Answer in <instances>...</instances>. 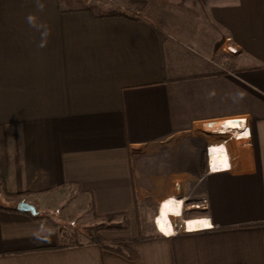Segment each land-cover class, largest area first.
<instances>
[{"label": "crops", "instance_id": "1", "mask_svg": "<svg viewBox=\"0 0 264 264\" xmlns=\"http://www.w3.org/2000/svg\"><path fill=\"white\" fill-rule=\"evenodd\" d=\"M123 1L141 6L135 19L0 0V171L43 217L0 210V264H264V0ZM240 112L253 117L210 144L212 167L219 151L227 167L207 174L198 129L225 131ZM172 198L182 221L212 228L101 233L134 259L40 213L134 216L136 201Z\"/></svg>", "mask_w": 264, "mask_h": 264}, {"label": "rangeland", "instance_id": "2", "mask_svg": "<svg viewBox=\"0 0 264 264\" xmlns=\"http://www.w3.org/2000/svg\"><path fill=\"white\" fill-rule=\"evenodd\" d=\"M82 4L90 8L91 10H93L96 14H104L109 11H118V12L127 13L132 16L137 15V13L134 12L131 6H127L126 4H124L123 0L122 1L120 0H111V1L110 0H83ZM255 105L257 106V104ZM198 142L199 144H201V141H198ZM183 164H184L183 162H180L179 166H182ZM170 200L173 202V204L175 205L178 211V213L175 216H179L181 212L180 202H178L174 198ZM10 203H11L10 201L4 198L0 190V204L6 206V205H10ZM159 208L160 206L158 205L156 206L150 201L147 202L146 204H143V206L139 207V213H140L143 228H144L143 230H144L145 235L147 236L151 235L153 230L157 231L155 228L154 219L158 215ZM67 212L68 211L59 212L55 210L54 212L41 211L40 213L43 215L50 216L51 218H54L56 221H58L62 232L64 231L71 232L73 231V229L78 230L79 234H77L78 235L77 242H84L85 240H87V237H85L84 232L85 231L89 232L90 228L97 226L101 222V220H95L90 214L83 215L82 217H79V218H75L76 216L73 217L71 211L68 213ZM62 214H64L66 218L70 220L69 221L64 220L65 217ZM104 223L106 225L110 223L113 225L114 224L122 225V224H125V220L123 217L118 216L112 222L104 220ZM129 225H130L129 230L127 231H130V229L133 228L134 233L137 232V235H138L136 214L134 216L133 215L129 216ZM80 238H81V241H79Z\"/></svg>", "mask_w": 264, "mask_h": 264}, {"label": "trees", "instance_id": "3", "mask_svg": "<svg viewBox=\"0 0 264 264\" xmlns=\"http://www.w3.org/2000/svg\"><path fill=\"white\" fill-rule=\"evenodd\" d=\"M122 1V0H120ZM124 2V1H123ZM127 6H133L132 3H126ZM141 9V6L135 7L133 10L135 12H138ZM82 10H88V11H92L89 8H84ZM60 11L61 12H69L71 10H65L63 8H61L60 6ZM93 12V11H92ZM95 18H114V17H125L128 19H135L132 15H129L127 13L124 12H118V11H109L107 13L104 14H94ZM0 190L4 196V198L8 201H10V205H1L0 204V210L2 211H8V212H17V213H24V214H28L30 215L34 220H39L43 217L39 216L38 214L36 215H32L29 212H20L18 210V199L19 198H24L27 195H29L30 193H16V194H10L7 191L6 188V181L4 179V177L1 174L0 171ZM136 208H135V214H136V219H137V231H138V235H137V240H143L146 238H149L147 235H145L144 233V228H143V224H142V220H141V216L139 213V205L138 202L136 201ZM118 216H121L124 218L125 220V224L119 225V224H105L104 220L106 221H110L112 222L113 220H115V218H117ZM94 218L95 220H101V222L93 227L89 229V232L85 231L84 235L85 237H87L88 241L90 243L93 244H97L102 250L105 251H111L113 253H116L118 255H121L125 258L128 259H134L133 254L130 252V250L128 249V247L125 245V241L123 240H116V241H112V242H107L104 237L101 235V232H109V231H127L129 230V215L127 213H119V214H112V215H107V216H97L96 214H94ZM63 246L58 245L56 248H62Z\"/></svg>", "mask_w": 264, "mask_h": 264}, {"label": "built area", "instance_id": "4", "mask_svg": "<svg viewBox=\"0 0 264 264\" xmlns=\"http://www.w3.org/2000/svg\"><path fill=\"white\" fill-rule=\"evenodd\" d=\"M226 43H227V46H226V48L223 50V52H224V54L226 55V56H228V55H230V54H233V53H237V49H236V47L234 46V44L232 43V41L230 40V39H227L226 40ZM239 114V117L237 118V119H233V124H227V128H229V129H227V131H225V132H220L221 131V129H218V130H216V131H212V130H205V128H203V129H198V136H200L201 138H203L204 140H205V142L207 143V145H206V154H207V167H208V172H207V174H211L212 172H218V171H213L211 168H210V165H209V161H210V158H209V152H210V144L211 143H213L214 142V139L216 138V140H217V142L218 143H227L226 141H225V135L228 133V132H230V131H233L234 129H236V128H238V127H241V126H243V125H245L249 120H250V118L251 117H253L252 115H250V114H247L246 112H240V113H238ZM219 122H221V124H222V122L223 121H219ZM230 128H232V129H230ZM211 137H213V138H211ZM231 165H230V169H231ZM229 169V170H230ZM220 172V171H219ZM165 203V201L164 202H162L161 204H160V206L161 205H163ZM183 206H184V202H183V205H182V209H183ZM193 207H195V208H197V209H205V208H207L208 207V201L206 200V199H204V200H202L200 203H198V204H196V205H193ZM157 218H158V215L155 217V219H154V224H155V228H156V230L160 233V234H162V235H164V236H168V235H166L165 233H163L160 229H159V227H158V225H157ZM174 218H177V219H179V220H181V215L180 216H178V217H176V216H171L170 217V221H171V223H172V225H173V229H174V232H173V234H176V233H178V231H184V232H189L188 231V229H187V227H185L184 225H183V223H184V220L182 221H180L179 223H174ZM186 220H189V219H186ZM172 234V235H173Z\"/></svg>", "mask_w": 264, "mask_h": 264}, {"label": "bare ground", "instance_id": "5", "mask_svg": "<svg viewBox=\"0 0 264 264\" xmlns=\"http://www.w3.org/2000/svg\"><path fill=\"white\" fill-rule=\"evenodd\" d=\"M233 130V129H232ZM227 131V130H225ZM225 131H220L225 132ZM212 149H219L220 147H210V152H209V165L210 168L213 171H218L223 169L224 166V162L226 161V157L224 155V153L222 154V152L219 151L217 160H218V165L217 167L213 168L212 167V161H213V156H211V150ZM212 158V159H211ZM177 200V199H176ZM178 202H183L182 200H177ZM178 213L175 205L173 204V202L169 199L167 201H165V203L163 205L160 206L159 212H158V218H157V225L159 227V229L163 232V233H167V234H173L174 229H173V225L170 221V217L171 216H175ZM200 221L203 220H189V221H184L183 225L185 227H187L188 231H196V230H201V229H206V228H212V227H203L200 223ZM166 234V235H167Z\"/></svg>", "mask_w": 264, "mask_h": 264}, {"label": "clouds", "instance_id": "6", "mask_svg": "<svg viewBox=\"0 0 264 264\" xmlns=\"http://www.w3.org/2000/svg\"><path fill=\"white\" fill-rule=\"evenodd\" d=\"M37 6L42 10L44 5L39 3V0H37ZM27 22L33 26V27H36V28H40V27H44L42 25H37L36 23V18L33 16V15H29L27 18ZM49 36V32L48 30L46 29L45 27V30L41 33V42L39 44V47H45L46 44H47V37Z\"/></svg>", "mask_w": 264, "mask_h": 264}, {"label": "water", "instance_id": "7", "mask_svg": "<svg viewBox=\"0 0 264 264\" xmlns=\"http://www.w3.org/2000/svg\"><path fill=\"white\" fill-rule=\"evenodd\" d=\"M17 208L20 212H29L32 215L37 214L36 208L33 205H31L30 203H27L25 201L19 202Z\"/></svg>", "mask_w": 264, "mask_h": 264}, {"label": "snow or ice", "instance_id": "8", "mask_svg": "<svg viewBox=\"0 0 264 264\" xmlns=\"http://www.w3.org/2000/svg\"><path fill=\"white\" fill-rule=\"evenodd\" d=\"M224 166L227 167L226 161L224 162ZM198 223H200L203 227H211V225L208 221H200Z\"/></svg>", "mask_w": 264, "mask_h": 264}]
</instances>
